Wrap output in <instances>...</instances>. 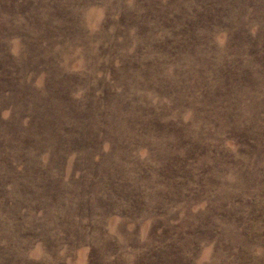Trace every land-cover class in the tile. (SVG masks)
<instances>
[{
  "label": "rangeland",
  "instance_id": "obj_1",
  "mask_svg": "<svg viewBox=\"0 0 264 264\" xmlns=\"http://www.w3.org/2000/svg\"><path fill=\"white\" fill-rule=\"evenodd\" d=\"M0 264H264V0H0Z\"/></svg>",
  "mask_w": 264,
  "mask_h": 264
}]
</instances>
